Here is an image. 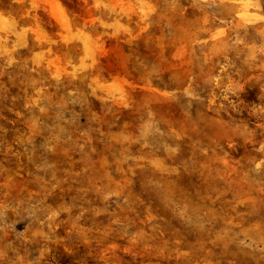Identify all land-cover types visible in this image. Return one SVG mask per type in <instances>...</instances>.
Returning <instances> with one entry per match:
<instances>
[{
	"label": "clouds",
	"instance_id": "obj_1",
	"mask_svg": "<svg viewBox=\"0 0 264 264\" xmlns=\"http://www.w3.org/2000/svg\"><path fill=\"white\" fill-rule=\"evenodd\" d=\"M0 264H264V0H0Z\"/></svg>",
	"mask_w": 264,
	"mask_h": 264
}]
</instances>
